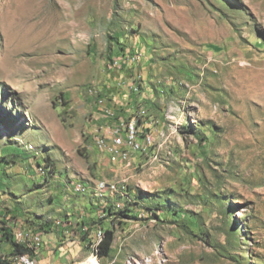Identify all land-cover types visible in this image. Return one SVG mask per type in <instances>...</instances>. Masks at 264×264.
<instances>
[{"label": "rangeland", "instance_id": "rangeland-1", "mask_svg": "<svg viewBox=\"0 0 264 264\" xmlns=\"http://www.w3.org/2000/svg\"><path fill=\"white\" fill-rule=\"evenodd\" d=\"M0 194L76 264H264V0H0Z\"/></svg>", "mask_w": 264, "mask_h": 264}, {"label": "crops", "instance_id": "crops-1", "mask_svg": "<svg viewBox=\"0 0 264 264\" xmlns=\"http://www.w3.org/2000/svg\"><path fill=\"white\" fill-rule=\"evenodd\" d=\"M108 119L116 120V117L108 118ZM110 120L108 122L110 123L111 126H114L119 122V121H116V122L113 121L111 123ZM0 196L2 197L1 194ZM13 215L14 214L7 213L6 206H3V207L0 206V219L4 223L3 226H5L6 231L9 232L10 236L15 241V243H17L20 246H24L25 248L28 249L27 254H30L37 261L38 264H76V263H73L72 261L73 257L70 255L69 251H67L71 244L62 246L60 248L61 251L52 250V248H54L53 247L54 242L58 239L59 236H60V239H62V234L64 233L63 228L60 225L57 226V228H55L53 231L57 233L56 236L53 237V235L51 234L52 237L50 236L48 242H45L44 241L45 235H47L48 233L39 229L37 226L31 224V222L26 223L25 220L18 219V217H13ZM84 230H86V228H83V230L79 231V233H82V231ZM19 232H24L29 235L35 234V235L41 236L42 238L41 249L37 251L34 250L32 248V244H30L31 242H29L28 240H27L28 242L27 241L19 242L16 236ZM53 232H49V233H53ZM56 245H59V244L56 243ZM13 250H14V247L6 241V236H4L3 242L0 244V260H2L3 257L5 256L7 257V255L11 254ZM60 252H64V253H60ZM58 255L60 256V258H58Z\"/></svg>", "mask_w": 264, "mask_h": 264}, {"label": "bare ground", "instance_id": "bare-ground-1", "mask_svg": "<svg viewBox=\"0 0 264 264\" xmlns=\"http://www.w3.org/2000/svg\"><path fill=\"white\" fill-rule=\"evenodd\" d=\"M126 128V133H132L131 136V141H127V143H122L120 145H118L120 142H122V135L119 134H114L113 132L110 131H118V132H124L123 129L118 128V129H108L106 132L107 134L110 136L111 138V142H108L106 139H104V137L102 136H97L95 139V142L97 144V146L107 152H113L112 149L109 148V146H116V154H118L120 157H123L124 159H127V152L130 150H135V151H140L142 149V146L144 143H140L138 141V135H139V128H138V122L136 120H133L131 122H129L127 124ZM151 135L149 134L148 136H146L144 138V142H146L148 145H153L154 143V139L153 137H150ZM106 186H110L111 188H113L112 185H107L106 183H102L100 188L104 189L106 188ZM74 190L76 192H81L83 190V184L82 183H78L76 185H74ZM97 235V240H98V244L99 242L103 239L104 237V232L102 230H99ZM17 236V239L19 242H24V241H29V238H33L34 236H39V235H29L26 234L24 232H20V237ZM27 241V242H28ZM26 243V242H25ZM30 244H32V248L34 250H39L40 246L39 245H34V242H31ZM26 258H30V254L27 253H23V254H15V255H8L6 257L7 260H9L11 262V264H14L15 262H20L23 259ZM82 264H100L99 260H98V256L95 255L93 253V255L88 258L86 261H84Z\"/></svg>", "mask_w": 264, "mask_h": 264}, {"label": "trees", "instance_id": "trees-1", "mask_svg": "<svg viewBox=\"0 0 264 264\" xmlns=\"http://www.w3.org/2000/svg\"><path fill=\"white\" fill-rule=\"evenodd\" d=\"M40 168L44 170V168H42V167H40ZM46 172H49V171L44 170L45 175L43 174V177L47 176ZM118 199L122 200L124 207L118 210L117 205L115 206V204L117 203V200H116L115 204H113L112 206H110V208H108L106 210V213L109 215H115L116 216L119 214V215H122L124 217H130L135 212V207H134L135 204L131 201V197L119 196ZM112 208L114 209V211L112 210ZM115 209H116V211H115ZM148 211H150L153 214V211H155V209L148 208ZM7 213L13 214L9 211H7ZM154 215L157 216L156 213ZM66 216L69 217L70 215L67 214ZM13 217H19V216L14 214ZM23 220H25L26 223L31 222V224L37 226L39 229L43 230L46 233H49L48 229H53V226L47 225L46 222H41V221H38L36 219L35 220L23 219ZM3 224L4 223L0 219V231L2 233H4V236H6V241L14 247L13 252L9 255L28 253L27 248H25L24 246H20L17 243H15V241L10 236L9 232L6 231V228H5V226H3ZM114 228H115V223L113 222L112 223V229H100L104 232L103 239L99 242V244L96 246V248L94 247V245L96 244V241L93 242L92 249L100 259L108 258L110 256V253L112 251V245L114 242V236H115ZM5 257H3L4 259L2 258V260H0V264H11V262L9 260H7Z\"/></svg>", "mask_w": 264, "mask_h": 264}, {"label": "built area", "instance_id": "built-area-1", "mask_svg": "<svg viewBox=\"0 0 264 264\" xmlns=\"http://www.w3.org/2000/svg\"><path fill=\"white\" fill-rule=\"evenodd\" d=\"M115 64L118 66L119 62H115ZM105 117L108 118L109 114H108V109L105 110ZM113 132L114 134H119L122 135V142H120L118 145L122 144V143H127V141H131V136L132 133H126L125 132H118V131H110ZM150 137H154L155 136L152 134ZM110 149H112L113 152H116V146H109ZM123 162V161H120ZM18 237H20V232L17 234ZM3 237H4V233L0 232V244L3 242ZM29 242H34V245H39L40 249L42 246V238L41 236H34L33 238H29ZM14 264H38L37 261L30 255V258H26L21 260L20 262H15Z\"/></svg>", "mask_w": 264, "mask_h": 264}]
</instances>
